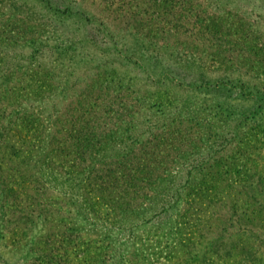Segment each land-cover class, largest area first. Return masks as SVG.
Listing matches in <instances>:
<instances>
[{"label":"rangeland","instance_id":"rangeland-1","mask_svg":"<svg viewBox=\"0 0 264 264\" xmlns=\"http://www.w3.org/2000/svg\"><path fill=\"white\" fill-rule=\"evenodd\" d=\"M0 74L43 117L91 106L96 167L155 182L129 207L61 155L30 185L3 146L0 264H264V0H0Z\"/></svg>","mask_w":264,"mask_h":264},{"label":"trees","instance_id":"trees-1","mask_svg":"<svg viewBox=\"0 0 264 264\" xmlns=\"http://www.w3.org/2000/svg\"><path fill=\"white\" fill-rule=\"evenodd\" d=\"M3 70L1 74L10 71L8 66L3 68ZM3 86L1 83L0 151L3 146L8 147L13 144L10 153L18 161L16 167L19 176L22 177V181L27 180L31 185L35 179H38V177H33L38 171L36 166L50 167L54 161L59 160V157L63 155L65 158L64 163L76 166L77 172L86 174V179L89 180L90 175L97 172L94 176L101 175V177H106L104 182L106 183L107 180V185L117 186L119 187L118 190L124 188L125 197L130 196L129 199H126V204H129V207H131L130 204L134 205L140 198L145 200V196L149 194V191L155 190V182L149 179L150 177H143L139 180L138 177L135 178L133 174L129 173L128 176L126 175L128 182L123 183V171L130 169L128 168L129 165L134 166L136 171L140 172L139 162L135 158L121 161L107 159L103 161L105 166L102 169L96 167L99 162H93V158H96L102 142L99 138V133L94 128L96 123L91 122L89 117V113L92 116L96 115L94 109H90L91 106H88L79 115L78 112L76 114L73 113V115L68 114L64 119L62 114L58 113L54 114V117H51L52 115L43 117L42 110L38 105L30 103L29 101L31 100L29 98L23 99L20 93L12 89L11 86L5 88ZM100 118L101 116H98L97 120L99 121ZM64 122L71 123L66 128L68 131H66L68 142L66 141L65 143H63L64 138L62 137L65 134ZM117 123L118 125L121 124L119 117ZM58 124L63 126L60 125L59 127ZM126 153H130L129 150ZM6 175L7 173L0 166V215L10 216V210L15 209L14 204L17 203L14 198L10 199L8 197L14 188L11 185L10 178L5 177ZM150 181V184H145V182ZM62 182H64V179ZM50 189L54 188L51 186ZM60 251V245L53 244L48 246L45 251H40L44 254L41 257V261L37 262V264H59L61 262L58 255Z\"/></svg>","mask_w":264,"mask_h":264}]
</instances>
